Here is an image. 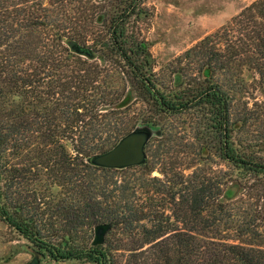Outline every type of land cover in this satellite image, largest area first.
I'll list each match as a JSON object with an SVG mask.
<instances>
[{
  "label": "trees",
  "instance_id": "obj_1",
  "mask_svg": "<svg viewBox=\"0 0 264 264\" xmlns=\"http://www.w3.org/2000/svg\"><path fill=\"white\" fill-rule=\"evenodd\" d=\"M145 2L0 0V219L55 260L264 264L228 207L238 191L264 206V0L170 62L178 87L154 71ZM244 71L262 99L235 113ZM144 128L143 163L89 162ZM187 141L195 157L172 162Z\"/></svg>",
  "mask_w": 264,
  "mask_h": 264
},
{
  "label": "rangeland",
  "instance_id": "obj_2",
  "mask_svg": "<svg viewBox=\"0 0 264 264\" xmlns=\"http://www.w3.org/2000/svg\"><path fill=\"white\" fill-rule=\"evenodd\" d=\"M252 1L254 0H146V6L151 11V15L147 21L141 22V36L148 42L154 71L160 77H164L165 85L178 87L175 82L171 81L173 75L166 71L176 56L182 54L204 35L225 24ZM186 72L194 75L196 68L189 66ZM257 79L258 76L253 71H244V90L235 93L230 89L235 113L244 108L245 102H248V106H252L254 101L262 99ZM184 86L183 83L180 88ZM191 113L195 115L196 111L192 109L179 115L176 122L186 121L185 125L188 126L191 123ZM191 131L187 128L185 133L190 135ZM154 133L155 130H153ZM184 143V149L188 152L173 151L172 162L189 163L195 157V148L188 141ZM181 146H175L174 150L183 149ZM207 161L212 162L209 166L212 169L219 167L227 169L225 164L220 163L217 156L209 157ZM156 167L159 166L156 165ZM153 174L158 175V170H154ZM53 190L57 191L59 188L54 187ZM239 193L238 191L228 206L232 220L229 235L234 239L243 227L246 229L243 239L253 243L255 247L259 246L264 249V206L261 200L255 199L252 194L242 195L241 198ZM37 250L19 232L0 219V264H95L83 259L55 260L48 254ZM123 257L124 255L117 253L114 259L119 261Z\"/></svg>",
  "mask_w": 264,
  "mask_h": 264
},
{
  "label": "water",
  "instance_id": "obj_3",
  "mask_svg": "<svg viewBox=\"0 0 264 264\" xmlns=\"http://www.w3.org/2000/svg\"><path fill=\"white\" fill-rule=\"evenodd\" d=\"M78 53L87 52L85 48L76 47ZM151 134L149 129H137L123 136L109 150L93 155L89 162L95 166L124 168L138 165L145 159V144Z\"/></svg>",
  "mask_w": 264,
  "mask_h": 264
}]
</instances>
